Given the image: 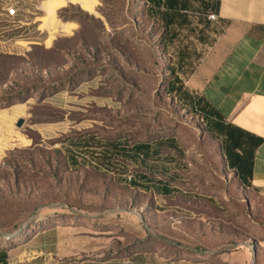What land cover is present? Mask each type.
<instances>
[{
    "label": "rangeland",
    "instance_id": "rangeland-1",
    "mask_svg": "<svg viewBox=\"0 0 264 264\" xmlns=\"http://www.w3.org/2000/svg\"><path fill=\"white\" fill-rule=\"evenodd\" d=\"M215 2L186 0L165 32L146 0H0L1 14L12 5L34 14L27 19H38L37 42L49 52L47 61L32 53L40 64L25 44L19 52L0 47V114L22 110L20 127L0 115V246L11 262L35 252L33 264H76V217L92 229L80 234L83 247L95 244L97 260L133 262L136 247L166 257L145 264H185L171 250L208 253L218 230L219 255L230 264H250L240 252L253 244L264 249V205L228 172L198 107L166 89L186 79L214 41L219 27L206 16ZM79 139L92 151L79 152ZM113 140L150 144L155 154H121L97 168L89 153ZM127 176L135 185L122 181ZM54 217L64 239L50 230L23 243Z\"/></svg>",
    "mask_w": 264,
    "mask_h": 264
},
{
    "label": "crops",
    "instance_id": "crops-1",
    "mask_svg": "<svg viewBox=\"0 0 264 264\" xmlns=\"http://www.w3.org/2000/svg\"><path fill=\"white\" fill-rule=\"evenodd\" d=\"M34 10L42 9L34 7ZM210 14L217 17L218 33L196 69L178 84L179 92L192 107L200 105L204 110L202 116H206L209 134L218 143L229 173L238 176L244 188L264 205V0H216ZM27 15L34 14L21 11L10 23L5 21L4 11L0 13L1 49L19 52L23 51L22 44L29 50L31 46H39L37 41L41 40L43 32L39 26L34 27V21L38 19L30 21ZM8 28L15 35L26 31L28 36L9 35L6 38V32L11 34ZM19 107L13 106L8 109L11 112L0 115L14 116L10 117V123L15 124L22 119ZM15 109L20 110L14 114ZM36 236L25 245L33 242ZM57 239L64 238L57 236ZM9 253L6 254V264H22L23 261L33 264L32 261L41 258L39 253L28 252L23 255L25 257H19L22 260L11 262ZM241 253L251 255L250 264H264V249L256 251L253 247L251 254L247 251ZM93 255L84 251L79 238L76 239V264H145L149 258L153 261L164 259L155 253H135L131 256L133 262L119 263L117 258L100 261ZM55 260L56 263L63 261ZM179 262L211 264L189 260ZM217 264L230 263L223 255Z\"/></svg>",
    "mask_w": 264,
    "mask_h": 264
},
{
    "label": "trees",
    "instance_id": "trees-1",
    "mask_svg": "<svg viewBox=\"0 0 264 264\" xmlns=\"http://www.w3.org/2000/svg\"><path fill=\"white\" fill-rule=\"evenodd\" d=\"M146 2H147L148 5H152V7L150 9V12H152L153 14L155 13V10L160 12V20L162 22H164V31L165 32L167 31V27L173 23V18H174V16L177 15L178 10L181 9V8L182 9L185 8V5H186V0H146ZM47 21H48L47 19H44V23H43L44 24V26H43L44 29H46V27H47V23H48ZM35 50H40L42 53H44V55H45L44 61H47V55H48L49 52L47 50H43L42 47H40L38 45L31 46L30 55H29V59L30 60H33L35 62H40V64L43 62V60L41 58H37V57L33 56L32 53ZM46 64H47V62H45L44 68L48 69ZM176 83H177V81L176 80L173 81V79H172V80H170L168 82V84L166 86V89L170 90L171 94L174 95V96H177V94L181 95V93L179 92V86ZM198 105H199V103H198ZM196 107H198V109H199L200 115L202 117V122L204 123V127L206 129V132L209 134V130H208L207 125H206L207 120H205L206 116H202V114L204 113V110L200 108V105L199 106L196 105ZM89 138L91 139L92 142L95 141V144L92 145V146H96V142L98 141L97 138H92L90 136H89ZM85 139H87V138H85ZM80 140H82V139H79L78 142H77L78 143L77 146H79V148H80L79 152L86 151V150L91 152L92 151L91 150L92 146L90 144L86 143L84 140H83V142H79ZM102 149L103 150L100 153H98V154L89 153L90 154V158L94 161V165L97 168H100L102 170H105V169L108 168L107 164L110 162V159L114 160L115 158H117L118 155H121V154L128 153V156L130 158H136V159H142V160H143V158L147 159L148 157H151L152 153L155 154V152H153V146H151L150 144H138V145L135 144V145H132V146H128L127 144H125L124 140H113V141H108V142L106 141V143L103 145ZM110 149H112V151H110ZM80 157H82V156H80ZM226 162L227 161L224 160L225 167L228 170ZM231 175H233V177L238 181V183L242 187H244L240 183V180H239L238 176H235L234 174H231ZM122 181L126 182L125 179H123ZM130 184L131 185H135L134 181L132 182V178H131V181L129 182V185ZM168 193H169L168 190L165 188L163 190V192H162V195L166 196ZM53 219H54L53 220V225L47 224V225H51V227L50 226H42L41 228L38 227V229H36V231L31 232L30 236H28L23 241V243L26 244L32 239L33 236L39 235L42 232H47V231H50V230H54L56 232V235L64 237L63 236L64 234H62L58 230H56L59 227L57 225V220L60 219V218L59 217H54ZM43 222L44 223L45 222L49 223L50 220H44ZM80 223H84V220L82 218H80V217H76V232L78 233V238L80 240V246L83 248L84 251H87V252L91 253L93 251V249H91L90 247L95 246V244L94 243H89V244H87V247L86 246L83 247L82 246L83 245L82 244V241H83L82 238L83 237L80 234V230H85V229L92 230V229L88 228L87 226H84L85 224H80ZM31 229H33V228H31ZM30 231H32V230H30ZM215 236H216V246H213V245L212 246H205V247L208 248L209 251H213L214 254H208V253L204 254L202 252H197L196 253V252H193V251H188V250L176 247V248L171 250L172 252L176 253V257H174V259L176 261H178L179 259H185V260H189L191 262L196 261L194 263L217 264L219 262L221 256H223V255H219L220 253L218 251H219L220 248H222L224 246L225 240H224V236L221 234V232L219 230H218V232H217V234ZM248 238H253V237L249 236ZM2 243H4V242H2ZM209 244H211V243H209ZM253 247L255 249V245L254 244H253ZM9 250L10 249H8L7 246H5L4 244H2V246H0V264H6V262H5L6 261V254H7V252ZM127 250L128 249H125L124 251H122V253L123 252L125 253V251H127ZM153 250H156V249H153ZM215 251H217V252H215ZM135 253H156V251H146V249H142V248L137 250L136 247H133V249L131 250V254L129 256H132ZM163 255L164 254H160L159 256H161L162 258H166ZM185 255H189V256L187 257ZM198 255H204V258H195ZM93 257L95 258L94 255H93ZM116 258H108V259H104V260H102L101 258H98V259L100 261H110V260H114ZM117 259H120V258H117ZM169 259L171 260L172 257H170Z\"/></svg>",
    "mask_w": 264,
    "mask_h": 264
},
{
    "label": "built area",
    "instance_id": "built-area-1",
    "mask_svg": "<svg viewBox=\"0 0 264 264\" xmlns=\"http://www.w3.org/2000/svg\"><path fill=\"white\" fill-rule=\"evenodd\" d=\"M16 6V5H15ZM14 5H12L11 7H9V8H6V9H4L3 11H4V15H5V17H7V21H9L10 23H11V21L13 20V19H15L16 18V16H17V9H16V7H15ZM206 19H207V21H209V22H216L217 21V17H216V15H214V14H209V15H207L206 16ZM125 179V181L127 182V183H129L130 181H131V177L130 176H127V177H125L124 178Z\"/></svg>",
    "mask_w": 264,
    "mask_h": 264
},
{
    "label": "water",
    "instance_id": "water-1",
    "mask_svg": "<svg viewBox=\"0 0 264 264\" xmlns=\"http://www.w3.org/2000/svg\"><path fill=\"white\" fill-rule=\"evenodd\" d=\"M21 123H22V120H19L16 124V127H20L21 126Z\"/></svg>",
    "mask_w": 264,
    "mask_h": 264
}]
</instances>
